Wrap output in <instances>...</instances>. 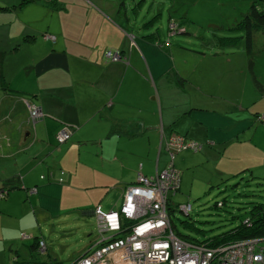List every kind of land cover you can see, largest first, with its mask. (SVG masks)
Here are the masks:
<instances>
[{
    "label": "crops",
    "instance_id": "obj_1",
    "mask_svg": "<svg viewBox=\"0 0 264 264\" xmlns=\"http://www.w3.org/2000/svg\"><path fill=\"white\" fill-rule=\"evenodd\" d=\"M253 1H226L221 17L237 24ZM54 2L39 0L20 7L6 0L9 8L0 11V24L11 26L10 47L3 49H11L9 55L18 59L16 64L11 58L12 65L3 68L9 87L18 93L0 87V135L6 142L0 141V190H6L0 200V251L8 261L23 254L35 260L30 249L24 251L29 246L19 243L20 237H36L33 215L46 222L74 213L94 216L98 207L118 210L124 189L135 186L140 173L152 176L167 168L166 146L174 136L202 146L203 156L188 150L178 153L174 164L184 174L192 161L196 166L198 156L216 168L217 176L264 170V81L254 71L259 65L253 54L252 72L246 52L248 63L229 60L207 66L198 76V69H191L197 63L189 66L178 41L170 42L174 35L191 37L187 28L175 34L170 28L159 30L167 44L132 24L126 0L113 11L110 0ZM169 18L174 22L180 15ZM256 38L264 39V30L255 33L252 43L254 54L260 52L263 58L264 46L255 48ZM107 51L121 52L123 60H107ZM30 102L42 109L36 123L30 118ZM59 124L75 129L62 145L56 138ZM34 143L40 145L39 155L16 161L24 174L14 171L7 176L3 161ZM149 150L155 152V170L149 166ZM8 178L20 187H3ZM76 191L83 193L77 201Z\"/></svg>",
    "mask_w": 264,
    "mask_h": 264
},
{
    "label": "rangeland",
    "instance_id": "obj_2",
    "mask_svg": "<svg viewBox=\"0 0 264 264\" xmlns=\"http://www.w3.org/2000/svg\"><path fill=\"white\" fill-rule=\"evenodd\" d=\"M20 1L21 0H15V2L18 3H20ZM51 1L54 2L55 0ZM60 1L63 2L64 0ZM110 1H114L110 7V10L113 11L115 6L117 7L120 4L122 5L125 0ZM226 1L236 0H126L125 10L127 9L132 24L137 25L139 30L144 29L145 33H149L148 35H150L151 32L155 33L157 30H160V33L163 31L166 32L170 26L169 16L178 17L180 15V18L174 19L179 28L178 30L187 28L191 37H188L187 35H174L171 37L170 42H172L173 45L178 41L177 43L179 44V49L182 48L186 53L184 59L188 60L189 66H191L190 64L194 62L200 64L198 67L196 64L193 68H191L198 69L195 72L197 73L196 75L199 76L202 75V73H204L203 70L210 65H226L229 60H232L235 64L239 62L248 63V61H246V58L248 57L245 47L246 40L244 37H241L244 34L236 31L238 26L237 24L239 22L236 24L228 17H221V13L226 11L228 8L226 6ZM190 4L191 7H188ZM60 8H64L63 12H66L64 5H59V9ZM68 8L69 7H67V9ZM186 8L188 10H185ZM60 11L62 10L60 9ZM122 14H125L124 11ZM227 15H229V13ZM153 21L154 26L151 28L149 27L148 29L144 28V25H150ZM3 22L4 20L0 18V23ZM10 27L11 26L9 25L2 26L0 24V48L10 47L9 38H7V35L9 34L7 33L9 31L8 28ZM3 28H6V30L4 31ZM171 31L174 32L173 30ZM166 40V36H164L158 41ZM262 41H264V39L256 38L254 43L255 48L262 49L264 46ZM8 50L10 51L11 49ZM9 51H7L8 55L6 56L5 64L12 65L11 58H14V62L17 64V57L9 55ZM259 53L260 52H256L254 54V51L252 53L254 58L257 59V64L259 65L258 71L255 69L254 71L256 74L258 73L259 75H257L264 81V57H259ZM196 58L202 60V62H199ZM195 59L197 61H195ZM255 59L253 60L255 61ZM250 60H252V56L249 61ZM179 63L181 62L179 61ZM181 64L183 67L187 68L185 63ZM18 75L19 74L14 76L13 82L16 81V77ZM193 84H195L198 89H201L195 82H193ZM198 84L201 87H205L206 85L202 82ZM206 96L207 98H210L209 95ZM34 106L35 105L31 102L28 104L31 120V111L34 110ZM59 125V131L63 129L68 130L70 135L68 140L69 142L73 137L75 129H71L67 126L68 124ZM17 128L18 126L16 129ZM55 131L57 130L53 131L52 136L55 135ZM10 137H15V132L11 134ZM48 138L49 137H47V139ZM6 139L9 138L6 137ZM0 141L6 143L4 136L0 135ZM140 145L141 143L139 144V147ZM56 148L57 146L54 145L53 152ZM39 149L40 145L34 143L29 148L21 149L20 152L14 151L12 156L16 155L15 157L8 159V161H3L7 164L4 171L5 174L9 176L12 175L14 171H18L22 172L23 175L26 170H19L22 163H17L16 161L19 160L20 162L25 156L28 159H31L34 156L39 155L37 154ZM140 150L144 153L142 149ZM199 150L200 148L195 150V152L191 150L188 151H191L192 155L200 154L203 156L204 154H201V151ZM0 153L3 154L4 150L1 149ZM149 153H151L149 166L151 169L155 170V162L153 158V154L155 152L154 150H149ZM177 156L178 154L176 155L174 162L176 161ZM43 158L45 157H40V159ZM170 160L171 156L169 155V161ZM1 162L2 161H0V165ZM140 163H143V161L139 160L138 165H140ZM189 166L191 169L186 172V174L181 172L183 178L180 191L176 195L172 196L174 204L172 206L174 209L172 221L176 226L178 233L183 236L200 241L213 238L231 228L236 227L240 223L245 222L250 217V211L254 206L253 203L264 202L263 179H252L250 176L230 179L227 178L230 176H223L222 174L217 176L214 171L216 168L213 169V167L207 163L205 158H201L199 156L196 159V166L194 161H192ZM0 194L3 195L1 192ZM75 194H77V197L74 198L76 201L81 199V196H83V193L80 191H76ZM1 199H3V196ZM224 201H226L225 205L219 209L217 204L223 203ZM184 204L192 205V211L189 216L179 210V206ZM186 220H189L188 222L191 223V225H185L184 222ZM32 221L33 227L37 231L36 236L41 237L47 246L46 253H35L33 256L35 261L40 262L57 260L61 264H70L72 261L88 252L92 245L99 242L101 239L113 236L112 232H108L105 235L101 233L95 216L84 217L82 213H74L70 216H61L59 219L49 220L46 222H39L36 216L33 215ZM28 238L30 237L27 236L25 239ZM20 241H22V244H26L27 246H30L33 243V240L23 241L22 237L19 238V243ZM20 248L22 252L29 251L28 247L25 248L24 251L22 246ZM16 261V264L22 262H25L26 264L31 263L30 260H26L24 254ZM0 264H14V262L13 259L8 261L7 257L0 251Z\"/></svg>",
    "mask_w": 264,
    "mask_h": 264
},
{
    "label": "built area",
    "instance_id": "obj_3",
    "mask_svg": "<svg viewBox=\"0 0 264 264\" xmlns=\"http://www.w3.org/2000/svg\"><path fill=\"white\" fill-rule=\"evenodd\" d=\"M170 29L178 31L174 23ZM50 38L56 40L47 36ZM105 57L112 62L122 60L119 51H107ZM33 109L32 119L40 120L42 109L38 106ZM69 138L65 129L57 135L60 145ZM201 147L180 136L171 138L167 143L171 162L164 171L152 176L140 173L137 184L124 189L118 210L106 212L101 207L94 210L101 233L112 232L113 236L101 239L70 264H264V238L211 247L183 238L173 228L169 207L174 205L172 196L181 189L180 172L173 163L175 154ZM179 210L188 214L192 205H180ZM128 221L133 224L128 226ZM46 249L42 243L39 252L43 254Z\"/></svg>",
    "mask_w": 264,
    "mask_h": 264
},
{
    "label": "trees",
    "instance_id": "obj_4",
    "mask_svg": "<svg viewBox=\"0 0 264 264\" xmlns=\"http://www.w3.org/2000/svg\"><path fill=\"white\" fill-rule=\"evenodd\" d=\"M37 1H39V0H21L20 3L18 4V6L20 5V7H25L28 4H31L33 2L35 3ZM18 6L16 5V7H18ZM8 8H9V6L6 3V0H0V11L6 10ZM171 23L176 24L175 21L174 22L171 21V22H169V25H171ZM237 25L238 26H237L236 31L241 33V34H244L241 37L245 38V40H246V46H245L246 52L248 54H250V56H251L253 37H254L255 33L264 30V0L253 1L250 5L248 12L243 16V19ZM152 26H154V25H152ZM152 26H151V24L149 25L150 28ZM169 28H170V26H169ZM177 28H178V26H177ZM158 32H159V30H157L155 32V34H153V35L157 36L156 37L157 40L160 39ZM170 32L173 33L171 31V29H170ZM241 37H240V39H241ZM236 40H237V38H236ZM161 45H163V44H161L159 42V46H161ZM7 54L8 53H6V51L3 48H0V87L5 92L18 93V92H16V90H13L9 87V83H7V81L5 79L3 68H4V64H5ZM122 60H123V56H122ZM253 65H254V60H253V56H252V60H250V62H249V68H250L249 70L251 72L253 71L252 70ZM180 137H183V136H180ZM56 138H57V136H56ZM57 143H58V141H57ZM166 150H167L168 154L170 155V151L167 149V146H166ZM187 150H191V151L195 152L194 149H187ZM187 150H184V151H187ZM201 150H202V148L199 151H201ZM176 155L177 154H175V157H176ZM170 162H171V160H170ZM173 163H174V161H173ZM174 167H175V164H174ZM175 169H177V168L175 167ZM243 176H250V177H252V179H259V180L263 179L264 180V170H262V171H252L251 170L248 174H246L245 172H240L238 174L232 175V176L227 177V178L238 179V178L243 177ZM180 177H181V183H182L181 172H180ZM249 180H251V179H249ZM2 186L3 187L8 186L10 189H13L15 187L16 188L20 187V184L15 182L14 180L8 178V179H6V183ZM0 192L3 193V198H4L6 195V190H0ZM225 202L226 201H224L223 203H218L217 207L219 209H221L225 205ZM219 204H221V206ZM253 205L254 206L252 207V209L250 211V217L245 222H242L239 225H237L236 227L231 228V229H229V230H227V231H225V232H223V233H221V234H219L213 238H208V239L203 240V241H200L197 239H192L190 237H186V236L179 234L177 229H176V226L173 223V221H172V225H173V228L175 229V231L179 234V236H182L183 238L189 239L191 241H194V242H197L200 244L208 245L211 247H217L220 245H228V244H233L236 242L249 241V240H254V239H263L264 238V202L263 203H253ZM169 212H170V216L172 219V214L174 212L172 205L169 207ZM189 215H190V213H188V216ZM188 221L189 220H186L184 222L185 225H191V223H189ZM131 224H133V222L128 221L127 225L129 226ZM42 243L45 244V242L42 240L41 237L36 236L33 238V243L29 246V249L32 253V256H34L35 253H40L39 249H40ZM46 248H47V246H46ZM15 259H16V257L13 258L14 263L17 262ZM36 263H39V264H61L57 260H53V261L51 260L49 262H40V261H35V260L31 261V264H36Z\"/></svg>",
    "mask_w": 264,
    "mask_h": 264
},
{
    "label": "water",
    "instance_id": "obj_5",
    "mask_svg": "<svg viewBox=\"0 0 264 264\" xmlns=\"http://www.w3.org/2000/svg\"><path fill=\"white\" fill-rule=\"evenodd\" d=\"M180 33H182V32H180ZM179 33V34H180ZM34 122L36 123L37 122V120H34ZM29 136H30V132H27L26 134H25V140H27L28 138H29ZM112 212V211H111ZM180 212H182V213H184L183 211H180ZM184 214H186V215H188L187 213H184ZM17 263V262H16ZM16 263H14V264H16ZM18 264H26L25 262H22V263H18ZM27 264H31V263H27Z\"/></svg>",
    "mask_w": 264,
    "mask_h": 264
},
{
    "label": "clouds",
    "instance_id": "obj_6",
    "mask_svg": "<svg viewBox=\"0 0 264 264\" xmlns=\"http://www.w3.org/2000/svg\"><path fill=\"white\" fill-rule=\"evenodd\" d=\"M34 121V120H33Z\"/></svg>",
    "mask_w": 264,
    "mask_h": 264
}]
</instances>
